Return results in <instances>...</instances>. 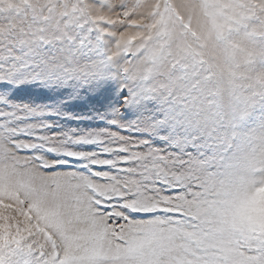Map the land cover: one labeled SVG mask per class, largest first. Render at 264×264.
<instances>
[{"label":"snow or ice","instance_id":"snow-or-ice-1","mask_svg":"<svg viewBox=\"0 0 264 264\" xmlns=\"http://www.w3.org/2000/svg\"><path fill=\"white\" fill-rule=\"evenodd\" d=\"M0 14V85L52 100L0 94L14 133L0 139V264H264V135L242 150L234 133L264 107V0H0ZM85 116L103 125L51 131ZM141 126L176 152L150 151ZM129 154L135 172L118 167Z\"/></svg>","mask_w":264,"mask_h":264},{"label":"rangeland","instance_id":"rangeland-1","mask_svg":"<svg viewBox=\"0 0 264 264\" xmlns=\"http://www.w3.org/2000/svg\"><path fill=\"white\" fill-rule=\"evenodd\" d=\"M10 2L15 5L19 2V0H10ZM2 15V14H0ZM7 15H11V13H7ZM19 84V88L12 87L9 85L7 90H5L4 85H0V94L6 95L7 99L11 101L14 105L20 104H36V105H48L52 103V100L40 95L41 89H39L36 85L31 83H24L23 81H17ZM126 94V93H125ZM122 97L124 94H117ZM119 105L117 104V107ZM76 111L89 113L91 112L93 115L95 114L94 108L98 106H93L91 104H86L83 101H74L73 106ZM103 111V109H101ZM138 112L135 108L126 106L124 110L120 112L121 119L126 123L136 124L138 121ZM231 117V113L227 107H225L222 119L225 121L229 120ZM47 119H52V117H46ZM59 127L51 129V131H63L65 134L71 129L73 131L79 130L81 132H86L89 135L99 126L103 125V121L96 120L93 121L89 119L87 116L83 118L80 122H74L69 120L68 122L58 121ZM129 132L132 133L131 128ZM146 129L141 126L138 127L135 133H132L136 140L142 143H151L152 147L150 151H156L157 153H165L172 154L176 152L175 146H170L168 144L163 143V137L159 139L152 140L151 137L145 135ZM234 133H235V144L242 150H247L250 147L256 145L257 139L259 136L264 135V107H261L259 104L252 110L249 111V114L238 123L234 125ZM14 133L0 126V139L6 138V136H12ZM18 139H22L21 137H17ZM78 148L82 149L84 152H95L96 146L93 144H84L78 145ZM143 151V150H141ZM25 158H30L31 154L24 153L22 154ZM125 153H113L111 156L100 157L102 159L112 160L117 156H123ZM139 155V154H138ZM137 156L128 155L127 163H121L118 165L124 172H135L138 168L141 167L140 164H136L135 161L138 158ZM63 169H57V171H61ZM104 171L111 172V168L103 169Z\"/></svg>","mask_w":264,"mask_h":264}]
</instances>
